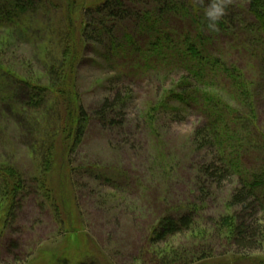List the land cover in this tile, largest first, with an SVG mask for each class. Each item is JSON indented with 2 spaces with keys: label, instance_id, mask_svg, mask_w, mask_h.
<instances>
[{
  "label": "rangeland",
  "instance_id": "obj_1",
  "mask_svg": "<svg viewBox=\"0 0 264 264\" xmlns=\"http://www.w3.org/2000/svg\"><path fill=\"white\" fill-rule=\"evenodd\" d=\"M136 30L131 25L137 51L112 56L104 45L97 51L89 46L80 57L77 85L89 119L70 156V181L55 177L58 187L59 179L60 186L65 180L69 197L65 207L54 208L47 193L30 183L12 211L0 198V264H264V241L244 254L223 224L225 216L239 212L229 202L239 183L235 177L221 184L206 181L211 146L198 140L202 118L186 106L179 112L181 105L170 95L183 71L150 58L148 35ZM245 30L238 23L233 34H221L214 53L238 65L255 84L264 132V72L259 59L237 45L240 35H249ZM34 53L31 45L7 42L0 46V61L21 77H45ZM219 88L214 92L228 100L229 87ZM114 95L123 101L106 106L117 116L112 126L98 111ZM2 106L0 97V164L16 163L30 174L34 162L21 118ZM186 210L196 214L190 230L152 241L153 227L164 215ZM247 212L262 238L264 210Z\"/></svg>",
  "mask_w": 264,
  "mask_h": 264
},
{
  "label": "trees",
  "instance_id": "obj_2",
  "mask_svg": "<svg viewBox=\"0 0 264 264\" xmlns=\"http://www.w3.org/2000/svg\"><path fill=\"white\" fill-rule=\"evenodd\" d=\"M237 2L230 3L218 31H210L203 16L206 0H0V46L31 45L35 61L46 73L28 79L0 61L2 104L21 118L35 169L27 174L16 163L0 164V198L9 209L25 198L30 183L47 193L54 208L66 204L70 188H65V180L60 186L61 179L58 187L55 177L70 181V156L89 119L77 85L80 57L89 46L97 51L104 45L112 56L137 51L133 25L139 29L135 33L148 35L150 58L183 71L170 95L181 105L179 112L187 107L202 118L198 140L211 146L210 162L203 169L206 181L221 184L235 177L239 183L229 201L239 212L225 216L223 224L244 254L257 248L264 236L259 237V227L247 217V210H264V132L258 123L255 84L238 65L215 54L214 47L215 42L222 44L217 37L242 23L249 35H240L237 45L249 49L264 72V0ZM119 34L129 44L120 43ZM221 86L231 90H225L228 100L214 92ZM111 101L116 103L112 109L123 100L114 95L98 112L113 126L117 116L112 115L114 110L106 112ZM195 215L193 210L164 215L153 227L152 241L190 230Z\"/></svg>",
  "mask_w": 264,
  "mask_h": 264
},
{
  "label": "clouds",
  "instance_id": "obj_3",
  "mask_svg": "<svg viewBox=\"0 0 264 264\" xmlns=\"http://www.w3.org/2000/svg\"><path fill=\"white\" fill-rule=\"evenodd\" d=\"M231 0H206L203 16L210 31H218L219 23L227 13Z\"/></svg>",
  "mask_w": 264,
  "mask_h": 264
}]
</instances>
